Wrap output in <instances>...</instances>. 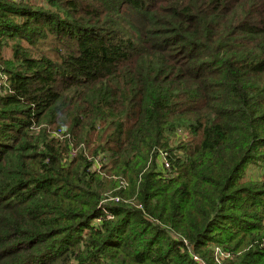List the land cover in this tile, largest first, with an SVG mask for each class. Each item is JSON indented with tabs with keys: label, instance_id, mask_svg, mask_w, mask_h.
I'll list each match as a JSON object with an SVG mask.
<instances>
[{
	"label": "trees",
	"instance_id": "trees-1",
	"mask_svg": "<svg viewBox=\"0 0 264 264\" xmlns=\"http://www.w3.org/2000/svg\"><path fill=\"white\" fill-rule=\"evenodd\" d=\"M0 86V264H264V0H0Z\"/></svg>",
	"mask_w": 264,
	"mask_h": 264
},
{
	"label": "rangeland",
	"instance_id": "rangeland-1",
	"mask_svg": "<svg viewBox=\"0 0 264 264\" xmlns=\"http://www.w3.org/2000/svg\"><path fill=\"white\" fill-rule=\"evenodd\" d=\"M3 57H4V59L12 58L13 57V51L10 48L4 49ZM247 171H248L249 175H258L260 173V170H258L256 168L254 169V167L248 168ZM222 251H224L223 248L215 247V249H213V253L210 256H208L207 258H204V259L201 258V259L204 262H206L207 264H229V263L225 262L226 261V258L224 255L225 253L222 254Z\"/></svg>",
	"mask_w": 264,
	"mask_h": 264
},
{
	"label": "built area",
	"instance_id": "built-area-1",
	"mask_svg": "<svg viewBox=\"0 0 264 264\" xmlns=\"http://www.w3.org/2000/svg\"><path fill=\"white\" fill-rule=\"evenodd\" d=\"M3 80H5V79H3ZM0 87H2V86H0ZM167 168H169L168 166H167ZM221 252V251H220ZM222 254H224L223 252H222ZM225 255V254H224ZM225 258L226 259H228L229 258V256H226L225 255ZM193 259L196 261V262H199L200 264H207L206 262H204L198 255H194L193 256Z\"/></svg>",
	"mask_w": 264,
	"mask_h": 264
}]
</instances>
